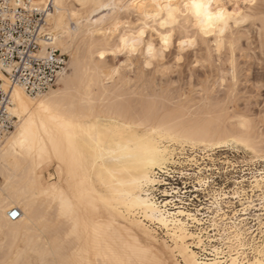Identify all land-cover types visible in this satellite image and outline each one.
<instances>
[{
	"label": "snow or ice",
	"instance_id": "1",
	"mask_svg": "<svg viewBox=\"0 0 264 264\" xmlns=\"http://www.w3.org/2000/svg\"><path fill=\"white\" fill-rule=\"evenodd\" d=\"M255 3L256 0H243V4L239 0H231V2L229 0H175V2L174 0H135L134 3L125 5L80 0V13L71 11L66 18L69 20L76 18L79 21L83 11L89 8L93 9V13L96 10L116 8L128 10L130 14L134 11L137 24L133 25L131 20L127 21L123 35L118 36V44L111 52L112 56L125 54L137 59L143 58V66L152 68L154 63L165 60L167 55L172 60L170 69H178L187 63L195 70L200 67V61L193 62L191 53L213 42L217 50H222L225 35L239 28L241 24L249 22L251 19L249 5L254 6ZM40 7H43V4ZM56 8L59 13L69 8V5L58 0ZM108 15L110 13L102 16L96 23L107 20ZM114 29L121 30L119 21L115 22L114 28H108V33H113ZM95 34L94 32L93 35ZM98 34L101 37L106 35L103 31H99ZM261 39L264 41V28L261 29ZM98 55L103 60L107 52L100 50ZM261 66L264 68V59L261 60ZM233 68L235 69L234 62ZM119 71L113 69L109 79L118 76ZM233 84H237L234 71ZM260 87L264 90V82ZM234 94H236L235 90ZM16 95H19V91ZM39 108L48 115L51 125L41 121L43 125V133H41L34 119H26L24 127L16 138L19 146L30 154L38 152L41 160L53 158L65 160L63 148L66 143L74 153L69 176L70 183L73 179L77 181L76 187L79 190L82 211H87V208L83 207L87 205L98 215L107 213L113 223L116 220H126L140 224L142 235L125 228L127 238L121 237V243L113 245L105 240L104 225L95 222L89 226L86 218L84 235L88 240L79 250V255L73 253L65 259H42L32 264H264V141L259 146L246 136L235 137L228 141L236 146L242 145L252 155V159L248 160L247 164L249 167L255 165L252 169L253 175L259 176V179L253 183V190L258 187L260 191L261 240L258 244L253 240L250 245L248 243L250 237L239 228L232 227V224L239 223L242 214L247 219L249 210L256 208V204L245 198L246 193L241 194L237 191L236 195L241 206H233L229 201L228 214H225L223 202L226 197L217 192L212 204L208 206V213L215 212V216L222 222L220 227L225 231L218 234L219 246L212 247L210 254L208 247L203 246V230L201 229L197 235H191L193 242L200 238L197 247L205 254L202 258H197L190 247L182 243L190 235L188 232L190 225L184 218L195 225H202L205 222L197 220L190 212L170 210L173 207L171 200L157 203L152 191L156 184L165 183L159 178L160 174L171 175L168 166L178 163L171 144L191 145L195 149L203 131L202 123L184 117L179 112H173L169 117L171 123L163 122L150 127L144 124L126 126L143 131L132 134L126 143L113 148L110 143L111 129L106 134L100 130L99 124L85 123L87 117L60 114L51 103V98L48 102L41 101ZM24 111L26 112L27 109ZM16 114L23 115L20 110H17ZM241 119L240 127L247 130L249 122ZM44 136L51 143L50 149L48 143L43 140ZM85 159L93 161L92 173H96L97 166L100 172L96 175L85 174L81 179L71 171V168H82ZM110 160L115 163V167L108 163ZM183 163L192 164L194 168L203 171L195 156L191 160L185 157ZM245 174L247 175V169ZM180 175L191 176L192 172H181ZM199 182L204 183V181ZM86 184L91 185L90 194L84 191ZM236 184L238 189L240 181L237 180ZM168 195V192L164 193L165 197ZM253 198L256 199L255 195ZM76 214L77 204L70 200L65 201L61 197V215L71 219ZM135 217H144L168 230L175 247H172L167 240L161 247L160 241L143 228V221L134 220ZM211 222L215 228L217 226L215 221ZM79 227L77 223L76 228ZM193 231H196L195 228ZM177 256H184L185 259L180 261L176 259Z\"/></svg>",
	"mask_w": 264,
	"mask_h": 264
},
{
	"label": "bare ground",
	"instance_id": "2",
	"mask_svg": "<svg viewBox=\"0 0 264 264\" xmlns=\"http://www.w3.org/2000/svg\"><path fill=\"white\" fill-rule=\"evenodd\" d=\"M15 1H20L19 4L27 6V8L47 11L48 31L53 34L54 38L50 45L67 55L69 61L67 71L57 81V88L35 96L26 93L21 85L13 86L10 90L13 103L10 113L18 120L13 130L0 144V261L2 264H20V262L32 264V262L42 259H65L73 253L79 255V250L84 247V242L88 240V237L84 235V221L86 218L89 226L95 222L102 223L104 225L105 240L113 245H119L121 237L127 238L125 228L142 235L140 224H133L126 220H116L113 223L107 213L98 215L92 212L87 205L83 206L87 208V211H82L79 190L76 187L77 181L73 179L70 183L69 176L70 164L74 153L66 143L63 148L65 160H57L55 158L41 160L38 152L30 154L26 149L19 146L16 138L24 127L26 119H34L37 126L40 127L41 133H43L41 121L44 124L51 125L48 115L39 108L41 101L48 102L51 98V103L60 114L87 117L88 119L84 121L85 123L99 124L100 130L106 134L111 129L110 143L113 148L126 143L132 134L143 131V129L126 126L144 124L146 127H150L163 122L171 123L169 117L173 112H179L184 117L202 123L203 131L199 136L198 143L206 145L208 148L222 145L228 139L240 136L251 138L259 146L256 141L258 138L253 137L255 132L254 134L251 133L254 130L251 131L249 126L247 130L240 127V132L236 133L232 130L231 124L226 122V118L207 115L203 119L199 118L201 119L199 120L197 119L198 117L194 116L196 111H193V114L186 108L165 111L169 106H163L165 107L163 109L161 106L158 107L159 104L157 103V105L154 101L137 99L136 93H133L134 95L127 94L113 87L117 76L109 79L112 76V71L108 72L105 69V62L108 54L118 44V36L123 35L122 29L124 27L119 15L123 11L129 13L128 10L112 9L111 16L97 24L96 22L105 15L100 13L108 9L96 10L93 13V9L89 8L90 16H88V19H90L84 24L82 16L79 21L76 18L70 20L66 18L71 11L80 13L81 10L75 7L80 5V0H59L60 3L69 5V8L63 9L59 13L56 8L58 0ZM91 2L104 4L123 3L127 5L134 3L135 0H91ZM239 2L243 4V0H239ZM51 3L52 7L49 11V4ZM41 4H43V7H40ZM87 11L88 9H86L85 13ZM132 14H135V12L133 11ZM116 21L120 22L121 30L117 31L114 29L113 33L109 34L108 28H114ZM99 31L105 32L106 35L101 37L98 34ZM94 32L96 33L95 35H93ZM115 39L116 43L113 44L112 42ZM47 46L43 44L40 55L43 56L45 54ZM100 50L107 52L103 60L98 55ZM2 69L0 64V78L3 81L2 88L6 90L9 79L4 75ZM18 91L19 95H16ZM215 107L217 106L215 105ZM25 109H27L26 112L24 111ZM17 110H20L23 115H17ZM197 116L200 117L199 114ZM43 140L48 143V148L50 149L51 143L47 141L46 136L43 137ZM108 163L113 167L116 166L111 160ZM92 164L93 161L91 159H85L82 168L73 167L71 171L81 179H83L85 174L96 175L100 172V168L97 166L96 173H92ZM166 176L172 177L167 174ZM258 179L259 176L252 177L251 193L253 194L260 193L258 187L253 190V183ZM199 181H204V183L201 184ZM199 181H197L199 187L195 186L193 192H205L210 185L207 179ZM168 184L170 183L156 184L152 195L155 197L156 195L153 192L159 190V187H167ZM84 191L90 194L92 191L91 185L86 184ZM170 191L164 190L162 192L163 200L158 201L155 197L156 202L161 203L165 200H171L173 201V207L170 210L190 212L197 220L205 222L202 225H195L192 221H187L185 217V221L190 225L188 228L190 235L182 243L189 246L191 252L195 253L197 258H202L203 255L198 252V250L202 251V249L197 247V244L200 243V238L196 242L191 239V235H197L202 229L203 246L208 247L210 254L212 247L219 246L218 234H222L225 231L223 227H220L222 222L215 216V212L208 213V206L212 204L213 200L207 206L191 208L190 203H186L181 199V195L185 194V192ZM237 191L241 194L246 193L245 198L254 203V200H251V196L248 195L244 188H236L231 194L222 193L226 197L223 205L226 203L228 207V202L230 201L233 206L237 207V204H239V197L236 195ZM165 192L169 193L167 197L164 196ZM216 193H214L212 199L215 198ZM61 197L65 201L70 200L77 204L76 216L68 219L61 215ZM14 209H20L21 214L19 219L11 221L9 214ZM250 210L259 212L257 214L258 222H251L248 212L247 219L242 214L239 223L232 224V227L239 228L247 237H250L248 243L251 245L253 240L257 244L261 240L260 228L262 222L260 220L259 204H256L255 209ZM223 211L228 214V211L224 210V208ZM133 219L142 220L143 228L147 229L150 234L160 241L161 247L166 240L172 247H175V243L168 235V230L144 217H135ZM211 221H215L217 225L215 228H213ZM229 222L231 223V220ZM77 223L80 225L79 229L76 228ZM193 228L196 231H193ZM210 229L212 230L211 232L209 231ZM159 231L163 233L162 236ZM209 258L211 257L209 256ZM176 259L183 261L185 257L177 256Z\"/></svg>",
	"mask_w": 264,
	"mask_h": 264
},
{
	"label": "rangeland",
	"instance_id": "3",
	"mask_svg": "<svg viewBox=\"0 0 264 264\" xmlns=\"http://www.w3.org/2000/svg\"><path fill=\"white\" fill-rule=\"evenodd\" d=\"M75 7L80 9L78 5ZM249 8L251 19L247 24H241L239 28L226 34L225 46L222 50L218 51L213 42L191 53L193 62L200 61V67L195 70L187 63L178 69H170L172 60L167 55L165 60L154 63L152 68H146L142 64L143 58L108 54L105 69L108 72L113 69L120 70L113 87L127 94L136 93L137 99L154 101L163 109L169 106L170 109L168 107L165 111L186 108L193 114L196 111L194 116L198 117L197 119H203L207 115L226 118V122L231 124L232 130L236 133L241 130L239 123L243 118L249 122L250 130H254L251 133L255 132L252 135L258 138L256 141L260 144L264 141V118H262L264 90L260 87L264 82V68L261 66V60L264 59V41L261 39V29L264 28V19H262L264 0H256L255 5H249ZM85 11L82 14L84 24L90 19H88L89 9L86 13ZM109 13L108 17L111 16L112 9L100 14ZM119 17L123 27L129 20L133 25L137 24L135 14L123 11ZM112 43L115 44L116 39ZM233 62L235 69L232 68ZM233 71L236 85L233 84ZM53 88H57V85ZM198 114L200 117L197 116ZM230 140L228 139L227 142ZM227 142L211 148L198 143L195 149L191 145L171 144L178 163L168 166L172 177L160 174L159 178L170 184L167 187H159V190L153 192L156 199L163 200L164 190H171L170 192L175 190L185 192L181 195V199L190 203L191 208L207 206L213 200L212 196L215 192L233 193L237 188L236 181L239 180V188H244L251 196V200H254V204H259L257 196L260 193H251L252 177H258L253 175L252 169L255 165L249 167L247 164V161L252 159L251 153H248L242 145L236 146ZM193 156L201 164L203 171L194 168L192 164L183 163L185 157L191 160ZM186 171H191L192 175H180L181 172ZM256 172H259L258 168ZM205 179L210 182L206 191L193 192L195 186L199 187L197 181ZM254 195L256 199L253 198ZM223 208L228 211L226 203ZM257 214L259 212L249 211L251 222H258ZM159 234L163 235L161 231ZM198 252L204 255L201 250Z\"/></svg>",
	"mask_w": 264,
	"mask_h": 264
},
{
	"label": "built area",
	"instance_id": "4",
	"mask_svg": "<svg viewBox=\"0 0 264 264\" xmlns=\"http://www.w3.org/2000/svg\"><path fill=\"white\" fill-rule=\"evenodd\" d=\"M20 1L0 0V64L9 79L6 90L0 78V144L13 130L18 118L10 113V90L21 85L35 96L53 89L67 71L69 57L51 46L54 38L48 31L47 11L27 8ZM49 11L52 3L49 4ZM43 44L48 45L40 55ZM21 210L10 212L11 221L19 219Z\"/></svg>",
	"mask_w": 264,
	"mask_h": 264
}]
</instances>
